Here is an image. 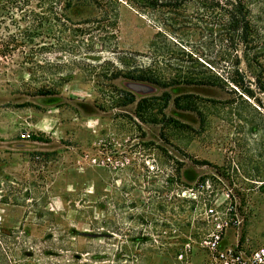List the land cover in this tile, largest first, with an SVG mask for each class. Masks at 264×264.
I'll use <instances>...</instances> for the list:
<instances>
[{"label": "rangeland", "instance_id": "374dc122", "mask_svg": "<svg viewBox=\"0 0 264 264\" xmlns=\"http://www.w3.org/2000/svg\"><path fill=\"white\" fill-rule=\"evenodd\" d=\"M246 7L261 27L264 1ZM148 10L0 0V227L18 247L9 264L30 252L35 264H177L184 249L198 259L208 207L235 210L226 242L264 245V54L209 35L199 13L210 12L194 0L162 24ZM193 47L229 57L226 72L216 67L227 85L182 80L210 77L189 61ZM30 134L46 151L2 147Z\"/></svg>", "mask_w": 264, "mask_h": 264}, {"label": "trees", "instance_id": "16d2710c", "mask_svg": "<svg viewBox=\"0 0 264 264\" xmlns=\"http://www.w3.org/2000/svg\"><path fill=\"white\" fill-rule=\"evenodd\" d=\"M8 1V0H7ZM11 1V0H10ZM67 6L69 7L72 3L75 6H79L80 4H87V3H93L96 4V0H66ZM127 1V0H126ZM134 7L138 11H146L148 10V13L153 15L154 18L161 23V17L163 16V13H170L171 9L176 10V8L183 5L186 0H130ZM173 1V2H172ZM196 2V5L200 7V9H206L210 13L208 16L205 17L206 13H199L201 18H209V35L213 31H218L220 35L225 36V40L228 42H231L234 44V49L236 51V46L241 45L243 46V50L247 51L246 56H248L249 51H253L252 58H256L259 54V51L261 49V55L264 54V21L262 18H264V8L261 9V27L255 23L253 16L251 15V10L246 7V0H194ZM264 1V0H263ZM109 2H117V0H109ZM225 5H232L231 9H227L224 6ZM207 7V8H205ZM215 9L218 10L215 12ZM111 18L117 17V9L114 8L113 11H111ZM182 23V21L180 22ZM72 24V23H71ZM162 24V23H161ZM108 27V26H107ZM261 32V43L255 42L257 40L259 33ZM208 35V36H209ZM251 36V37H250ZM261 44V45H260ZM187 56L189 61L191 63H195L198 66L204 68L205 70L210 71V77H200V78H184L182 80L192 82L195 84H201V85H213L218 87H223L225 82H228V77H224L219 71H216V67L218 66L223 70V72H226V66L231 65V61L229 57H220L219 59H210L207 57V55L201 51V49H195L193 47L192 49L188 50ZM261 71H264V65L261 63ZM229 72H227L226 75H228ZM123 77L132 79L135 81H143L148 82L154 85H159L160 82L157 79V77L153 74H146V73H139V74H131V73H125ZM230 82H232L237 92L240 93V95H248L250 94L249 89L240 90L237 89L238 81L234 79H230ZM241 88V87H239ZM234 91V90H233ZM48 93H40V94H51L49 91ZM235 92V91H234ZM32 141H45V139L42 136L33 135L30 134L27 136ZM39 154H42L41 152H38ZM13 240V241H12ZM9 239L8 233L0 227V264H9V261L7 260V250L11 249L13 253L18 249V247H13L15 244L14 239ZM10 244H13L12 246H9ZM20 256L23 257L24 250H19ZM31 257L28 258L27 262L24 264H35L31 260L32 253L30 252ZM71 264H77V261H73Z\"/></svg>", "mask_w": 264, "mask_h": 264}, {"label": "built area", "instance_id": "2783aa9c", "mask_svg": "<svg viewBox=\"0 0 264 264\" xmlns=\"http://www.w3.org/2000/svg\"><path fill=\"white\" fill-rule=\"evenodd\" d=\"M205 218L209 227L198 243L203 256L194 259L189 250L184 249L175 257L177 264H264V245L248 246L240 242L238 235L232 242H226V230L239 223L232 207L220 211L208 207Z\"/></svg>", "mask_w": 264, "mask_h": 264}, {"label": "crops", "instance_id": "0c3cea01", "mask_svg": "<svg viewBox=\"0 0 264 264\" xmlns=\"http://www.w3.org/2000/svg\"><path fill=\"white\" fill-rule=\"evenodd\" d=\"M2 147L4 148H13V147H23L27 149H32L35 152H44L46 151V147H44L47 143L45 141H32L26 139H14V140H6L2 141Z\"/></svg>", "mask_w": 264, "mask_h": 264}]
</instances>
